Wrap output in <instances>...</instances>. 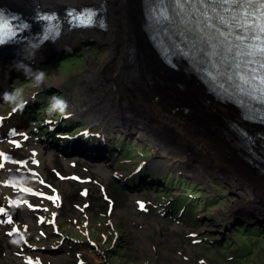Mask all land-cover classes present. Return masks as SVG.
I'll use <instances>...</instances> for the list:
<instances>
[{
	"label": "rangeland",
	"instance_id": "1",
	"mask_svg": "<svg viewBox=\"0 0 264 264\" xmlns=\"http://www.w3.org/2000/svg\"><path fill=\"white\" fill-rule=\"evenodd\" d=\"M7 1L8 0L4 2L6 4L10 3L15 6L19 5L17 3L14 4L10 1ZM40 5L44 6V4ZM137 5L138 3L134 2V0L131 1L130 11L132 15H134L133 11L136 9ZM30 9H33V7H31ZM135 13H137V15L136 18H133V22H135V30H137L140 25V17L138 11H135ZM143 36L146 43H149L145 35ZM85 41H89L90 44L84 43ZM66 45L68 44L64 43L62 46L53 47L52 50L50 48L47 50L46 48L42 51V53L38 55L36 59H32V57L28 58L29 60L23 59L22 64L27 66H31L32 64L34 66L37 65L36 68L38 70L36 68L30 67V71V68L25 71L26 68L23 67V69H20V72H24V74L26 75L25 77L29 80H18L16 78V80L18 81L12 83L14 94L16 93L21 97L23 96V98H25L26 100H39L37 111L39 109L42 110V108H44V106H48V104H52V99L58 98V96L60 95L62 97L64 96V98L68 96L69 99L73 101L72 103L68 100V110H72V108L76 106L82 107L84 101H82L83 91L81 90V85L85 70L92 63H96L98 60L104 58L103 56L106 53L107 49L106 43L98 42L96 40L94 41L91 39H86L81 43H73V45L69 44L71 47L69 51L65 52L64 50H66L67 48L64 47ZM77 45H80L79 47L81 48L74 49V47L76 48ZM53 51H58V54L61 55V58L57 56L52 61L46 62L49 61L48 57L52 55ZM151 54H153L155 57V63L161 66L156 58L155 53L152 52V50ZM8 60L9 58H5V64L0 65V67H2L1 72L3 71L6 73L4 76V80L5 78L9 79V77L11 76V70L9 69V67H11L12 62H9ZM145 66H147L148 68L152 67L151 65ZM173 69L170 70V67H168L167 65L166 68L161 66L160 69L157 70L160 77L158 76V81L155 82L158 85L153 86V81H151V86H144L145 90L143 93L147 96L153 91V89L159 87L165 92L161 94V97H163L164 100L168 102V104L178 107L181 113L186 115V117L190 119L191 126L198 129L197 131L199 134L207 132L208 128L213 132L211 133L208 130L210 136L212 135L216 137L217 135L219 136V138H226L220 131H222L221 128H224V125H226L227 120L230 118H227L226 115L229 114L235 116L233 111L228 107L229 109H226L228 112L220 113V106L212 107L213 105L210 106V104H207L206 101L203 100V98L205 97V95L203 94L205 89L204 85H201L197 78L194 76L192 78L187 77V82L184 81L186 75H184L182 71L180 72L179 69V71H175ZM54 75H58L61 77L60 79L62 80V85L58 83L59 80L53 81L52 77ZM180 80H183V82H185L182 83L184 86L180 84ZM166 84H172L173 86H175V88L177 85H179L177 87L181 86V89L180 91L175 88L167 90ZM35 93H37L36 98L33 95ZM201 93L203 94V96L201 95ZM20 96H18V100L20 99ZM12 102L13 100L11 101L10 97H8L7 100L0 103V110L4 109V112H6ZM133 104V108L140 109V105H138L137 101L133 102ZM64 107L66 110V101L62 109H64ZM57 108L52 110V112L48 111L47 114L53 116V114H55V112L57 111ZM197 108H203V111L205 109L207 111H211V113H208L207 111L206 114L199 112L201 114V117L204 116V118L198 117L196 115L198 113V111H196ZM23 114L25 117H30V126H28V128L27 126H24V128L17 129L19 131H23L24 129L27 130L26 134L29 136L26 140L17 139V142L22 144V146H25L28 150L30 149L32 153L34 150L33 148H35V152L37 150L44 156H46L47 153H51L52 158H43V160L41 161V165H39L37 168V171L40 169L41 171H39L38 173H36V171V174H34L33 177H35L36 175L42 176L45 179L48 177L47 179L49 180V186L60 189V195L62 199L59 201L58 205H60L59 209L64 216L63 220L61 221V230L63 231V234H65V232H70L68 233L69 235L73 234V232L75 234L80 233L81 230H86L85 228L88 227L89 230L85 231L86 235H90L91 238L93 237L98 242L99 240L100 242H102L103 240V231L106 232V235H110V240L105 239L106 242L103 245L99 243L100 245L93 246V251H89L92 255L95 254V258H93L94 264H172V262H176V260L173 259L175 258L174 256L176 255V253L184 250V246L181 245V243L186 244L185 249L191 252L195 258H198L200 255H207L210 258H214L218 264H264V253L262 252L264 251V241L258 242L254 241L253 239L248 243V241L245 239L246 237H244L243 235V231L251 233L253 232L255 236H260L259 241H261L264 237V224L262 225L260 223H257L255 215L251 216L249 214H245V212L240 214L238 213V216H240L241 219H233L234 213L231 214V217L227 215H224V217H220L221 214H225L227 212H218L219 207L224 208L228 206L230 199H232L235 194L229 182H227L226 176L220 174L216 175L214 172L209 170L212 176L208 177L207 180H199L197 178H193L188 172L186 176H182L181 181L180 179H176V184H179V186L185 189L186 187H189L191 190L196 191V193L200 190L205 192L208 191L207 193L210 194V200H205L206 203L202 201V204L198 203L199 205H197L202 211V209L208 206V204H211V206H209V209H206L203 212H198L199 214H196L195 212H193V209L189 205L187 207V210L181 209L177 206V204L172 207L171 204L173 203V200H175V198H173V196L171 195H167L166 193H164V195L161 197L160 193H162V191H164L166 188L171 187V183L169 181H164L165 175L170 176L168 172L163 173L158 172L157 170L153 171L150 168L147 169L146 171L150 172L151 178L142 180V182L144 180H147V182H145L147 184H144L140 191L133 190V192H131L136 194L137 197L135 198V200L140 198L145 200L146 202L144 208H142V210H138L141 211L140 216L144 215L148 219L145 221V223L139 222L136 216H129L125 211L128 208L127 206H125L127 204L125 193L128 191H123L120 185L116 182L115 172H122L123 170H126V168H130L134 161L143 158L142 154H137L135 152L137 149H139V147L144 148L149 156L153 157H156V153L159 152L164 154L166 150L155 149V147L152 146L153 142L145 140L144 138L140 139L138 134H133V137H130V135L122 131L118 130V132H115L111 131L110 129L112 133V140H115L114 142L109 141V144L111 146H114L115 150L113 149L112 153L118 155L117 160L115 159V161H113V156L115 154H113L112 156L109 153H106L104 150L95 155L96 157H98L97 161L79 158L78 156L72 155L67 157L60 153L58 148H48L46 146V144L54 138H50V140L39 143V145L44 146L43 148L35 147L36 136H38L37 134L40 133L45 136L40 126H36L39 128V131L35 133V135L31 133L32 128L37 122V118H40L42 114L35 111L32 113ZM12 116H14L12 119L13 121L9 122L12 117L8 121H6V127L15 126L16 122L20 120L21 114H12ZM50 116L49 118H51ZM145 122L152 125L155 129H157V132L162 137L164 136L169 143L173 144L174 151L172 153H174L178 157L176 158L175 162L182 165L183 167L186 166L187 169L191 170L193 161L191 159H188L192 161L191 163L190 161L185 160L188 157H183L182 153V151H185V148L189 147V144L186 142V140L182 139L174 131V129L172 130L164 124L160 125L157 122V119H155L152 115H147ZM114 129H116V127ZM118 138H121L122 140L117 142ZM125 140L129 141V143ZM221 141L223 142V139ZM122 146L123 148H121ZM230 148L232 149V152L230 151L228 154H225V158L229 159L230 162L236 165L244 164L246 161L241 158V156L239 155L240 153L233 149V147L230 146ZM154 149L155 151H157L156 153L154 152ZM31 156L33 158L35 157L33 155ZM159 157L161 156L157 154L156 158ZM169 158L170 157H167V159ZM225 158L222 157L223 163H220V169L224 168L223 171H225L226 173ZM174 159L175 158H173V161ZM32 163H35V159L32 160ZM32 163L30 162V164ZM112 163L113 165L115 164V166L109 167V165H111ZM56 169L60 171H53ZM252 171L253 169H251L250 167L247 169H243L244 174H250ZM10 179H12V177H10ZM138 182H140L139 179ZM172 182L174 183L175 181ZM178 188L180 189V187H177L176 191L179 190ZM0 197L1 199H4L2 198L1 190ZM133 197L134 196L131 195V199H133ZM150 202H152L153 205H150ZM112 203H114L113 210L109 213V204ZM121 203L122 205H120ZM137 206L138 205L135 202V204L132 206V209L134 207L136 208H134L133 210L130 208L128 210H131L134 215H136V213H138ZM119 207L121 208L118 210ZM148 207H150V210L149 212H146L145 209H147ZM174 212L176 214L178 213L181 215H185L186 217H190V220H188L189 225L192 224V218L194 220L195 217L204 213L205 217H199L197 220H194V223L197 225L195 229L197 231H200L201 235L197 238L193 237V239H197L198 241L199 238L206 237L210 239V242L208 241L206 243H199L198 245L191 244L187 236L188 231L191 230L190 226L187 227V224H185L184 221L176 222L174 217L175 214H173ZM30 216L32 217V215ZM16 218L19 220H23L18 212L16 214ZM230 218H232L233 223L241 222V220H243L244 224L241 226L233 227L231 225V222L229 221ZM253 222H255L256 224H253ZM28 223H33V225L31 226V229H33L34 233L33 242L45 244L46 242L43 241L44 236L41 235L38 230L43 229L47 231L48 226L37 225L33 220L29 221ZM144 224L149 226V231H151L150 234L153 236V238H155L152 244L153 249L149 247V243L147 241H143L140 243L138 242V240L142 239V234L145 231L146 226H144ZM178 225L185 228L183 230H180ZM224 225L228 227L226 228ZM230 226L231 229H229ZM257 228L261 230V232H259ZM30 232L32 233V231ZM251 233H249V235H251ZM137 234L139 236H137ZM223 236L227 237V246L219 247L214 246L211 243V240H221ZM68 242L71 245L70 251H67L65 249V252L56 254L61 257L59 258V261L56 259V256H53V259L58 264H79L78 259L81 258L83 260V257H80L76 260L77 255H75L69 260L68 254L71 253L72 249H76L75 244H79L81 242L75 240H70ZM236 246H239L241 248L240 254L244 252L245 248H247L248 251H245L246 253H243L244 255L242 258H237L238 260L236 261L232 258V261H230V257L233 256L231 254L233 251V247ZM78 251L81 252V256L84 249ZM168 257L171 258L172 262L167 260Z\"/></svg>",
	"mask_w": 264,
	"mask_h": 264
},
{
	"label": "bare ground",
	"instance_id": "2",
	"mask_svg": "<svg viewBox=\"0 0 264 264\" xmlns=\"http://www.w3.org/2000/svg\"><path fill=\"white\" fill-rule=\"evenodd\" d=\"M4 1L6 0H0L2 3H4ZM8 1L14 4L17 3L20 6L26 8L35 7L33 9L40 8V4L61 8L73 4L82 5L84 3L93 4L94 2L98 1L103 2V4H105L107 7V10L104 12L106 14V23L103 29L97 30L94 28V30L89 31H78L77 27L73 26L70 28L76 29L71 31L66 28V24H63L61 36L64 35L65 39L50 47L52 50L53 47H59L64 43H67L68 45H66L64 48H67L66 50L69 51L71 47L70 45H73V43H81L86 39L106 43L107 49L103 56L104 58H100L101 60H98L96 63H92L90 66H88L82 77L81 90L83 91L82 101H84V104L82 107H77L80 111L77 113L86 116L92 114L96 118L97 123L114 124V126H116L114 131L117 130L116 132L119 130L128 134L133 131L134 133H137L141 139L144 138L150 142L154 141V146H156L158 150H163L165 145L166 150L168 149L169 151L171 150L173 152L174 147L171 146L172 144L169 143L164 136L162 137L157 132V129L145 122L147 115H152L155 119H157V122L160 125L164 124L170 129H174V131L189 144V147L185 148V151H182V153L183 157L186 156L188 157H185L186 159H191L193 161L192 169H188V171H190L193 176H198L197 179L199 180H207L208 177L212 176L210 171L214 172L216 175L220 174L226 176V180L229 182L235 194L234 197L230 199L229 205L224 208H220L219 212H227V216L230 217L231 214L234 213L235 217V213L239 211L241 213L245 212V214H249L251 216L255 215L260 219H264V175L255 174L253 171L250 174H244L243 169H247L249 167L252 169V164L244 163L236 165L230 162L229 159L225 158V154H228L230 151L232 152L227 137L231 130L227 123L224 125L223 129L221 128L222 131H220L226 138H219L217 135L216 137L212 135L210 136L208 130L211 133L213 132L208 128L207 132L199 134L197 131L198 129L191 126L190 119L186 117V115L182 114L178 107L168 104V102H166L164 98L161 97V94L165 93L162 89L157 87L156 89H153V91L147 96L143 93L145 87L151 86V81H153V86L156 85L155 82L158 81V76L160 77L157 70L160 69L161 66L166 68V65L163 63V59H161L162 57L159 55L158 51L155 49L157 52L156 53L152 49V45L146 43L141 28L138 27V29L135 30L136 24L133 22V18H136L137 15L135 11L140 12L139 0H134V2L138 3L136 9L133 11L134 15H132L130 11V4L132 0ZM131 41H135L136 45V50L134 52L135 60L134 62L132 60V62L127 63V54L129 47L131 46ZM42 45L44 44L41 43V45L37 47L33 44H29L26 48V50L30 52L28 57L36 59ZM48 49L49 48H47V50ZM151 50L155 53L156 58L161 66L155 63V57L153 54H151ZM58 53V51L52 52V54ZM4 58V55L0 56V65L5 64L6 61ZM21 61L23 62V59H21ZM177 62L178 61H174L177 69L182 71V67L184 65ZM13 64H18L19 68L21 66L20 61H12L11 67H13ZM145 65H151L153 67L150 78L144 77L141 73L143 66ZM36 66L37 65H31L32 68H36ZM154 72H157L158 74ZM184 75H186L184 78V81L186 82L187 77L192 78L194 76L193 74L191 75L189 73H184ZM4 76L5 74L0 72V83L4 79ZM52 78L53 81L59 80L58 83L62 85L60 76L54 75ZM182 83L185 82L180 80V84ZM176 88L178 87L176 86ZM203 94L205 95L203 100H209L208 104H213V99H215V97L205 90ZM203 94L201 93L202 96ZM135 101L138 102L141 110L138 108L132 109L134 106L133 102ZM217 101L218 102L215 103V107L220 106V113L228 112L226 109L229 108L234 113L233 108L228 105H222L228 102L223 103L219 100ZM202 109L203 108L196 109V111H198L196 114L198 117H201L200 113L206 114L207 110L204 109L203 111ZM207 112L211 113V111ZM119 115H123L124 119H121L122 121L117 117ZM226 116L227 118L231 117L229 120L234 118L233 115L227 114ZM201 118H204V116ZM221 138L223 139V142L221 141ZM169 151L167 152L169 153ZM154 152L156 153L157 151L154 149ZM222 157L225 158L226 173L223 171L224 168L220 169V163H223ZM199 159L203 160V163L200 167L198 165V162L200 161ZM1 161L3 163L0 162V165H2V168L0 166V186L3 189H9L11 194L14 192L9 186V181L11 180L10 177L15 178L19 176L24 179L26 178L25 180L28 185V180H32L31 182L33 183V180H36L32 176H26V174L31 173L27 170V168L21 167L18 163L14 164L13 162H10L9 160L6 161L3 158H1ZM204 173H207V175ZM14 182L15 181H13V184ZM19 197L24 201L27 199L28 195ZM21 207L24 209L26 208V205H21Z\"/></svg>",
	"mask_w": 264,
	"mask_h": 264
},
{
	"label": "snow or ice",
	"instance_id": "3",
	"mask_svg": "<svg viewBox=\"0 0 264 264\" xmlns=\"http://www.w3.org/2000/svg\"><path fill=\"white\" fill-rule=\"evenodd\" d=\"M194 2L197 5H205V7L200 8L197 7L196 11L201 12L204 16L207 17L209 12H215L216 11V7L214 5L219 3V0H194ZM230 0H224V3L227 4L229 3ZM259 5L262 9H264V0H259ZM92 13H88L87 19L89 22L92 21ZM262 18H264V12L261 13ZM261 30L264 31V24L261 25ZM3 41H0V43H2ZM258 52H260L261 54H264V45H262L258 50Z\"/></svg>",
	"mask_w": 264,
	"mask_h": 264
},
{
	"label": "water",
	"instance_id": "4",
	"mask_svg": "<svg viewBox=\"0 0 264 264\" xmlns=\"http://www.w3.org/2000/svg\"><path fill=\"white\" fill-rule=\"evenodd\" d=\"M77 48H81V47H74V49H77ZM67 51V50H66ZM65 51V52H66ZM71 51V50H70ZM57 56H59V58H61V55H57V54H52V56L50 57L49 56V58H48V60L49 61H46V62H50V61H52L54 58H56ZM23 67H25V66H23V65H21L20 66V68H19V65L18 64H13V69L11 68V70H12V77H19V78H21V77H24L25 76V74H24V72H20V71H18V70H20L21 68L23 69ZM15 68H17V69H15ZM155 73V72H154ZM158 84H156L155 86H157ZM166 86H167V89H174L175 88V86H173L172 84L171 85H169V84H166ZM176 89H178V90H180V88H176ZM260 222H262V221H260Z\"/></svg>",
	"mask_w": 264,
	"mask_h": 264
},
{
	"label": "clouds",
	"instance_id": "5",
	"mask_svg": "<svg viewBox=\"0 0 264 264\" xmlns=\"http://www.w3.org/2000/svg\"><path fill=\"white\" fill-rule=\"evenodd\" d=\"M57 104H58V105H62L63 102H62V101H57Z\"/></svg>",
	"mask_w": 264,
	"mask_h": 264
},
{
	"label": "flooded vegetation",
	"instance_id": "6",
	"mask_svg": "<svg viewBox=\"0 0 264 264\" xmlns=\"http://www.w3.org/2000/svg\"><path fill=\"white\" fill-rule=\"evenodd\" d=\"M12 178H14V177H12ZM21 210L23 211V212H25V210L21 207Z\"/></svg>",
	"mask_w": 264,
	"mask_h": 264
}]
</instances>
